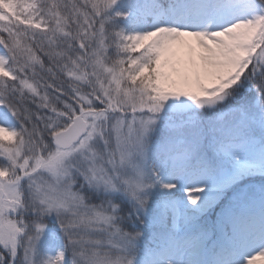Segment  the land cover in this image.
<instances>
[{
  "label": "snow or ice",
  "instance_id": "obj_1",
  "mask_svg": "<svg viewBox=\"0 0 264 264\" xmlns=\"http://www.w3.org/2000/svg\"><path fill=\"white\" fill-rule=\"evenodd\" d=\"M0 264H264V0H0Z\"/></svg>",
  "mask_w": 264,
  "mask_h": 264
}]
</instances>
